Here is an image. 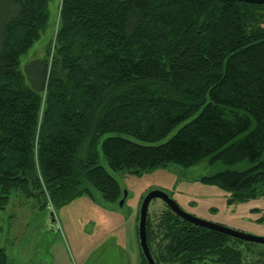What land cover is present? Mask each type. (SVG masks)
I'll use <instances>...</instances> for the list:
<instances>
[{
  "label": "trees",
  "instance_id": "1",
  "mask_svg": "<svg viewBox=\"0 0 264 264\" xmlns=\"http://www.w3.org/2000/svg\"><path fill=\"white\" fill-rule=\"evenodd\" d=\"M53 2L54 35L30 63L37 70L26 65L27 80L22 60ZM10 5L0 30V212L13 193L37 196L44 208L96 193L118 205L124 195L110 170L203 161L227 166L200 180L227 192L228 205L264 200V4ZM244 161L247 169L231 168ZM138 221L139 213L137 235ZM147 234L157 264H264V248L190 223L167 204L148 213ZM0 264H13L1 245Z\"/></svg>",
  "mask_w": 264,
  "mask_h": 264
},
{
  "label": "rangeland",
  "instance_id": "2",
  "mask_svg": "<svg viewBox=\"0 0 264 264\" xmlns=\"http://www.w3.org/2000/svg\"><path fill=\"white\" fill-rule=\"evenodd\" d=\"M10 1L0 0V30L9 15ZM57 15V3L53 2L47 29L22 60V71L27 80L30 79L25 67L45 57L47 44L54 35ZM30 66L31 71L37 70V65ZM102 163L105 164L103 157ZM249 166L244 161L231 168L244 170ZM226 167L221 163L210 166L207 161H203L192 167L169 164L139 174L127 170H110L120 183L125 198L123 206L108 204L96 193L94 196L81 195L60 207L44 208L37 196L13 193L6 208L0 212V245L6 249L13 264H142L137 239V216L144 197L153 190H162L185 211L197 213V209L206 207L213 198L212 193L208 192L212 188H206L209 187L206 185L211 184L201 182L200 178ZM218 205L220 213L230 215L228 209L235 210L234 217L237 212L243 216L244 210L254 206L262 207L259 213L260 216L264 214L262 198L227 205L233 207L225 208L226 211L220 203ZM164 208L165 201L156 198L152 200L149 212L158 213ZM49 210L54 212L55 217L51 226L46 224ZM247 220L224 224L246 233L264 236V224ZM253 244L264 248V244ZM241 246L245 248L246 243ZM249 258L252 259V256Z\"/></svg>",
  "mask_w": 264,
  "mask_h": 264
},
{
  "label": "water",
  "instance_id": "3",
  "mask_svg": "<svg viewBox=\"0 0 264 264\" xmlns=\"http://www.w3.org/2000/svg\"><path fill=\"white\" fill-rule=\"evenodd\" d=\"M248 3H257L264 4V0H240ZM126 195V193H125ZM160 198L165 201V203L181 218L184 220L193 223L198 226L206 227L209 229H213L216 231H220L226 233L232 237L239 238L248 242L260 243L264 244V236L253 235L250 233H246L241 230H237L231 227L226 226L225 224L207 221L203 218H200L194 214H191L185 211L179 203L172 198L169 194L162 190H153L149 192L143 199L140 210H139V221H138V236H139V245L142 250L144 257L146 258L148 264H157L149 243H148V234H147V219L149 213V207L153 199ZM125 202V198L123 197L120 201V206H123ZM50 217L55 220L54 212L50 211Z\"/></svg>",
  "mask_w": 264,
  "mask_h": 264
},
{
  "label": "crops",
  "instance_id": "4",
  "mask_svg": "<svg viewBox=\"0 0 264 264\" xmlns=\"http://www.w3.org/2000/svg\"><path fill=\"white\" fill-rule=\"evenodd\" d=\"M209 187L206 188H212L211 191L208 190V192H211L213 195V198H211L212 202L208 203L207 206L204 208L197 209V213H194L195 215H199L201 217H204L206 219H210L211 221L217 222V223H228L229 221L236 222L239 220H247V222L250 220V223H254L256 219L260 216L261 213L259 212H253V209H259V211H262V207L254 206L250 208L249 210H244L242 212L243 216L239 215L237 212L236 217L233 216V214L236 213L235 210L233 209H228L232 208L233 206L228 207L227 205V198L229 194L225 191H223L220 187H215L214 185H206ZM221 204L224 209L227 208L230 211V215H227L226 213H220L218 208L219 205ZM227 206V207H226ZM225 209V211L227 210ZM264 213V212H262ZM256 223V222H255ZM238 225V224H236ZM138 239V236H137ZM139 243V239H138Z\"/></svg>",
  "mask_w": 264,
  "mask_h": 264
},
{
  "label": "flooded vegetation",
  "instance_id": "5",
  "mask_svg": "<svg viewBox=\"0 0 264 264\" xmlns=\"http://www.w3.org/2000/svg\"><path fill=\"white\" fill-rule=\"evenodd\" d=\"M53 222H54V220L50 217V212H49L48 213V216H47V222H46V224L48 226H51Z\"/></svg>",
  "mask_w": 264,
  "mask_h": 264
}]
</instances>
